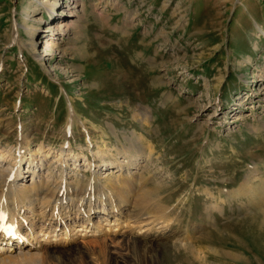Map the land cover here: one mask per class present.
<instances>
[{
	"label": "rangeland",
	"instance_id": "374dc122",
	"mask_svg": "<svg viewBox=\"0 0 264 264\" xmlns=\"http://www.w3.org/2000/svg\"><path fill=\"white\" fill-rule=\"evenodd\" d=\"M42 1L0 0V143L15 146L23 126L31 148L44 141L54 155L67 140L73 105L86 122L68 133L75 152L94 158L99 146L116 144L113 129L135 132L155 147L160 172L149 187L162 185L152 202L185 205L170 215L172 225L140 235L137 245L107 239L102 255L56 264H264L259 206L236 197L211 218L205 206L213 200L203 193L208 186L226 196L252 168L264 175V76L257 77L264 69V0H82L81 27L61 40L56 35L40 60L35 54H44L46 39L38 33L76 18L63 15L73 0H50L60 3L57 15ZM16 27L26 47L11 42ZM144 107L149 124L135 118ZM236 114L246 117L233 123ZM86 127L99 144L88 141Z\"/></svg>",
	"mask_w": 264,
	"mask_h": 264
},
{
	"label": "bare ground",
	"instance_id": "6f19581e",
	"mask_svg": "<svg viewBox=\"0 0 264 264\" xmlns=\"http://www.w3.org/2000/svg\"><path fill=\"white\" fill-rule=\"evenodd\" d=\"M42 3L51 11L60 5L50 0H43ZM66 6L70 11L63 15L72 13V17L76 18H68L62 24L56 22L52 26V33L48 35L45 32L38 33L42 40L46 39L43 41L44 54H35L38 59L44 60L49 55L45 51L53 46L52 40L57 39L56 35L61 40L70 30L81 27L79 24L85 17L86 5H83L82 0H73ZM75 7L82 9L77 12ZM61 12L63 10L59 12L62 15ZM54 13L58 14L57 11ZM40 19V16L35 18L36 21ZM23 26L32 36L35 35L32 25L24 23ZM19 33L16 27L11 42L21 48L26 47ZM29 44L37 51L34 38ZM46 72L49 73V69ZM262 72L264 69L261 68L257 74L258 80H262ZM142 109L135 118L149 124L151 114L147 107ZM235 117L233 123L245 119L242 114H236ZM67 118V140L54 155L53 146L44 141L31 148L32 134L25 133L23 126L15 146L8 144L6 147L0 143V264H56L60 259L64 261L97 253L102 255L109 241L107 239L137 245L140 235H157L153 233L154 230L167 229L173 220L170 215L174 211L181 212L179 207L183 205L182 200L175 207L159 201L152 202L156 198L154 190L157 191L158 186L162 185L157 180L155 188L149 187V183L155 180L154 175L160 172V168L155 166L153 143H145L143 136L135 132H123L120 135L118 130L113 129L117 137L116 144H110L112 147L99 146V150L93 154L94 158H88L75 152L68 138L70 129L77 121L83 126L86 122L79 120L73 105ZM87 128L88 141L99 144L96 134ZM99 132L101 137L107 134L104 128ZM107 156L112 157L106 159ZM71 160L72 171L77 169L75 175L68 169ZM87 171L90 176L85 177L86 180L78 178L77 173L86 176L84 173ZM254 171L255 168H252L247 181L226 196L223 191L216 195L213 189L205 187L203 193L213 200L210 204L206 203L207 215L212 218L216 210L224 214V205L242 196L248 197L250 203L258 205L264 213V175ZM257 181L261 184L256 185ZM125 206H130V209ZM153 212L162 215L155 217ZM176 217L178 219L179 215ZM128 263L129 260L120 259L117 264Z\"/></svg>",
	"mask_w": 264,
	"mask_h": 264
}]
</instances>
